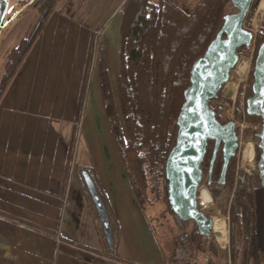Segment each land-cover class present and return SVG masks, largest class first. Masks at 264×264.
<instances>
[{
    "label": "crops",
    "instance_id": "1",
    "mask_svg": "<svg viewBox=\"0 0 264 264\" xmlns=\"http://www.w3.org/2000/svg\"><path fill=\"white\" fill-rule=\"evenodd\" d=\"M124 1L60 0L0 97V264L165 262L100 92V59L116 91ZM82 169L118 224L113 257Z\"/></svg>",
    "mask_w": 264,
    "mask_h": 264
},
{
    "label": "trees",
    "instance_id": "2",
    "mask_svg": "<svg viewBox=\"0 0 264 264\" xmlns=\"http://www.w3.org/2000/svg\"><path fill=\"white\" fill-rule=\"evenodd\" d=\"M43 1L49 5V9L42 26L28 44L19 42L7 54L0 79V97L19 70L49 15L60 2V0ZM259 1H253L249 13L256 10ZM228 4L229 0H197L194 4H184L181 0H125L120 28V69L115 93L104 61L102 59L98 61L104 114L134 198L151 226L152 219L148 218L147 207L157 202H163L167 206V213L174 218L168 205L165 163L175 145L176 119L183 103V92L190 83L191 66L204 54L209 43L220 31ZM263 40L264 23L256 37V52ZM245 50L249 49H242L240 57ZM252 81L251 72L249 85L244 94V105L246 99L252 95ZM243 92L240 86L236 101L237 117L241 114ZM221 93L222 91L211 105L217 119L223 122L225 108ZM246 117L250 121L259 120L254 116ZM254 149L257 161L260 152L256 144ZM212 150L210 143L203 163L206 166L211 159ZM237 163L236 155L229 164L223 187L232 193L231 211L244 216L249 209L256 212L257 199H264V189L259 186L257 174L249 175L243 170H238ZM222 164L223 157L220 154L215 162L214 179H219ZM84 170L79 173L80 180L90 206L96 213L82 178ZM85 171L94 180L91 171L88 169ZM96 187L109 213L115 243L119 232L118 224L112 218L97 184ZM180 234L184 236L195 262L198 256L205 252L212 251L216 255L219 254L213 235L202 237L197 233L188 235L180 232ZM106 251L108 255L115 256L114 246L113 248L107 246ZM246 251L245 255H248L249 244L246 246ZM163 264H170L169 259Z\"/></svg>",
    "mask_w": 264,
    "mask_h": 264
},
{
    "label": "water",
    "instance_id": "3",
    "mask_svg": "<svg viewBox=\"0 0 264 264\" xmlns=\"http://www.w3.org/2000/svg\"><path fill=\"white\" fill-rule=\"evenodd\" d=\"M254 0H229L223 17V25L209 43L204 54L197 58L190 69L189 85L183 92V103L176 119L177 136L165 163V178L169 211L185 234H213V218L199 207V193L204 181L202 163L207 154L208 142H214L213 155L206 184L212 185V171L219 150L223 165L217 184L225 185L230 161L239 150V137L233 121L221 122L211 103L217 100L240 61L242 49H249L254 41L245 21ZM231 8V11L228 10ZM9 0H0V32L6 24L16 18L15 12L6 19ZM252 95L246 99L247 116L261 121V130L255 134L259 150L257 176L259 186L264 189V40L259 45L252 70ZM86 189L94 204L105 241L114 246L113 230L107 208L87 171H82Z\"/></svg>",
    "mask_w": 264,
    "mask_h": 264
},
{
    "label": "rangeland",
    "instance_id": "4",
    "mask_svg": "<svg viewBox=\"0 0 264 264\" xmlns=\"http://www.w3.org/2000/svg\"><path fill=\"white\" fill-rule=\"evenodd\" d=\"M9 2L16 9L19 8L20 0H9ZM181 2H184V4H194L195 2H197V0H181ZM257 9L254 12L248 13V17L245 21V27L248 30H251L254 27L256 28V31H255L256 37L258 36V33L260 32L263 26V23H264V0H262L258 4ZM228 10L231 11V8L228 7ZM32 11H33L32 7H27L22 13H20L17 19L13 20L10 23V25L0 35V79L2 77L1 75L3 72V65L5 63L7 54L13 47L19 44L20 40L25 35L23 32L24 31L23 27L25 24L24 25L22 24L27 20L28 16L33 14ZM255 16L257 17V19ZM255 20H256V23L254 26L253 22H255ZM34 22L35 21H33L32 23ZM252 47L253 49L247 50V51L245 50L242 53V56L240 57L241 61L247 60V59L250 60V68H249V62H248L247 70L249 68V72L247 70L246 72H248V74H246L245 72V74L247 75L246 79L244 80L245 82L240 83V81L244 78L245 74L243 78L238 82L239 85H237L238 88H237V92H235L236 93L235 97L228 98L223 93V90H222L221 100L225 108L223 111V121L224 122L225 120L231 118L232 116L236 118L238 116L237 111H236L237 109L236 101H237L238 90H239V87L241 86L243 88V91H245L249 85L250 75L252 72V68L254 65V59L256 56L255 55L256 38L254 40ZM118 69H119V64L117 65L116 70L118 71ZM230 80H234V81L236 80L235 70L232 72ZM115 90H116V86H115ZM246 121L249 123H257V121L248 120L247 117H246ZM238 137L240 139H239V150L237 151V156H238L237 169L243 170L247 173V170L250 169L249 165L255 166L257 164V161L255 160V149H254L256 140L254 139V145H253L250 141H248V137L246 134L242 136L239 135ZM255 174H257V172ZM255 174H249V175H255ZM203 189H207V191L211 195H209L206 191H203L202 196H201L202 200L199 198V205L201 206V204L203 203L207 207L213 206L214 207L213 211L205 210V212H209L210 213L209 216L212 217L213 220H215L216 218H220L225 223L229 217L228 213H229V208H230L231 201H232V193H230L228 190H226L222 186H217L214 188L204 186ZM201 208L203 207L201 206ZM147 215L149 219H152V223H151L152 228L155 232L157 239L161 243L162 248L164 249L163 254L166 257L165 263L167 262V259H169V262H170L173 258L170 264H207L208 261L210 260L213 261V264H229L228 257H227L228 256V251H227L228 240L225 237L228 231V224L226 225L227 222L225 223V226H226L225 234L220 239H216L213 235L214 243L217 245V250L219 252L218 255L214 254L212 251H210V253L205 252L204 254H201L200 256H198V258L196 259L197 262L194 261L193 257H190L187 255L186 259L183 260L181 263L179 262L176 263V261L174 260V257H175L174 242L178 239V237L181 234H180V230L177 227L176 222L174 221V218L169 213H167V206L163 202H157L153 206L147 207ZM228 234H229V231H228ZM225 239L227 240V242ZM181 255L182 253L178 252V256H179L178 259H181Z\"/></svg>",
    "mask_w": 264,
    "mask_h": 264
},
{
    "label": "flooded vegetation",
    "instance_id": "5",
    "mask_svg": "<svg viewBox=\"0 0 264 264\" xmlns=\"http://www.w3.org/2000/svg\"><path fill=\"white\" fill-rule=\"evenodd\" d=\"M27 7L33 8V11H32L33 14L28 16L27 20L22 24V25L25 24L23 27V30H24L23 32L27 36L24 35L22 37V39L20 40V42L23 41L25 44H28V42L31 41L33 36L37 33L39 28L42 26L43 22L45 21L46 17L48 16L47 14H48L49 5L46 2H44L43 0H24V1L20 0L19 8L16 9L9 2V9H11V11H10V13L7 14L6 19L11 18L15 12L20 11L18 14V16H19L20 13H22ZM17 17L14 18L13 20L17 19ZM13 20H11L8 24H6L4 26V28L0 32V35L10 25V23ZM31 21L32 22L35 21V22L32 23ZM28 31H29V33H28ZM26 33H28V34H26ZM210 143H211V146L213 149L214 148V142L209 141L208 146H210ZM220 154L223 157L221 150L218 151L217 157ZM212 155H213V150H212ZM217 157H216V160H217ZM205 158H206V156H205ZM211 158H212V156H211ZM216 160H215V162H216ZM210 161H211V159H210ZM210 161H209L208 166L203 164L204 161L202 163V169H203V175H204V181H203L202 185H204L205 187H210V188L213 187L214 188V187L219 186L217 184V181L219 179L213 178L214 169H215V162H214L213 171H212V178H211L213 183L211 186H208L206 184V180L208 178V170H209V166H210ZM225 183H226V178H225ZM202 185H201V187H204ZM200 190H201V188H200ZM204 191H206L209 195H211L207 191V189H204ZM199 196H200L199 198L202 200V198H201L202 192L199 193ZM256 203L258 205V207L255 210L256 212H253V211H251V209H249L245 213L244 216L233 213L230 209L231 208V205H230L229 213H228L229 217L226 221L227 223L225 222L226 225L228 224V231H229V234L227 231V235L225 236L226 239L228 240V248H227L228 256L227 257H228V263L229 264H264V207H263L264 206V199L258 198ZM201 206H202V204H201ZM201 206L199 205V207H201ZM205 210L206 209H204V212H205ZM206 215L208 217H210L209 212H206ZM174 221L176 222L175 219H174ZM177 227L180 230L178 223H177ZM180 232H181V230H180ZM181 233H183V232H181ZM227 240H226V242H227ZM247 244H249V251H248L249 254L245 255V253L247 252L246 251ZM174 247H175L174 260L176 261V263L177 262L181 263L183 260L186 259L187 255L191 257L189 248H188V246L184 240L183 235H180L178 237V239L174 242ZM234 250H236V251H234ZM178 252L182 253L181 259H178L179 258ZM208 253H210V251H208ZM207 264H213V261L210 260V261H208Z\"/></svg>",
    "mask_w": 264,
    "mask_h": 264
},
{
    "label": "bare ground",
    "instance_id": "6",
    "mask_svg": "<svg viewBox=\"0 0 264 264\" xmlns=\"http://www.w3.org/2000/svg\"><path fill=\"white\" fill-rule=\"evenodd\" d=\"M262 0H260V2H261ZM259 2V3H260ZM258 3V4H259ZM257 7H258V5H257ZM262 7V6H261ZM257 9V8H256ZM258 10V9H257ZM256 17V16H255ZM256 19H257V17H256ZM255 23H256V20H255V22H253V25L255 26ZM255 31H256V28L254 27L253 29H252V33H253V35H254V33H255ZM247 63L248 62H246V61H240L239 63H238V65H237V67H236V69H235V76H236V80L234 81V80H230L229 81V83L224 87V89H223V93L228 97V98H233V97H235V92H237V85H239V81L243 78V76H244V74H245V72H246V70H247ZM248 71V70H247ZM246 74H247V72H246ZM246 74H245V76H244V78L240 81V83L245 79V77H246ZM225 100V99H224ZM253 152V151H252ZM204 191V189L201 191V192H203ZM212 203V202H211ZM203 204V203H202ZM203 206V208H205L206 210H212L213 211V209H214V207L213 206H211V207H207V206H205L204 204L202 205ZM213 234L212 235H214L215 236V238L216 239H220L223 235H224V233H225V231H226V226H225V223H224V221L223 220H221L220 218H216L215 220H213Z\"/></svg>",
    "mask_w": 264,
    "mask_h": 264
},
{
    "label": "built area",
    "instance_id": "7",
    "mask_svg": "<svg viewBox=\"0 0 264 264\" xmlns=\"http://www.w3.org/2000/svg\"><path fill=\"white\" fill-rule=\"evenodd\" d=\"M249 31H252V29L249 30ZM253 36H254V40H255L256 33H254ZM253 43H254V41L252 42V46H253ZM252 46L249 48V50L253 49ZM242 61L249 62V68H250V60L247 59V60H242ZM249 68H248V72H249ZM248 72H247V74H248ZM246 77H247V75H246ZM246 77H245V79H246ZM244 80L242 82H245ZM244 94H245V91L243 92V95H242V109H241L240 116L237 117V118L232 116L231 118H229V119H227L225 121H233L235 123L236 131H237L238 136L239 135L242 136V135L246 134L247 137H248V141H250L254 145L255 134L258 133L261 130V121L258 120L257 123H249V122L246 121V116L247 115H246V112H245ZM249 167H250V169L247 170L248 174H255L257 172L256 165L255 166L249 165ZM203 188L204 187H201V191L203 190Z\"/></svg>",
    "mask_w": 264,
    "mask_h": 264
}]
</instances>
